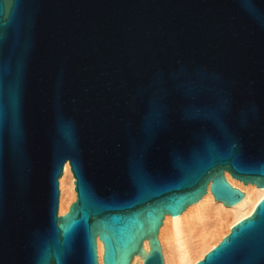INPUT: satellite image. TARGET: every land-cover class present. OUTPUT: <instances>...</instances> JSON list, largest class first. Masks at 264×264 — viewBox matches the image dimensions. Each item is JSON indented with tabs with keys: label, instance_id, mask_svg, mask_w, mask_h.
<instances>
[{
	"label": "water",
	"instance_id": "water-1",
	"mask_svg": "<svg viewBox=\"0 0 264 264\" xmlns=\"http://www.w3.org/2000/svg\"><path fill=\"white\" fill-rule=\"evenodd\" d=\"M226 173L264 188V0H0V264H166ZM196 264H264V198Z\"/></svg>",
	"mask_w": 264,
	"mask_h": 264
},
{
	"label": "bare ground",
	"instance_id": "bare-ground-1",
	"mask_svg": "<svg viewBox=\"0 0 264 264\" xmlns=\"http://www.w3.org/2000/svg\"><path fill=\"white\" fill-rule=\"evenodd\" d=\"M225 178L234 184L235 189L246 192L245 199L231 205L218 201L211 191L210 183V195L203 196L178 215L164 217V229L158 230L166 264L198 263L227 237L236 224L255 212L264 198V188L244 183L231 173H226ZM76 199L75 177L70 163H66L60 181L59 215H65ZM99 248L101 264H104L105 248L100 237ZM150 250V239H146L134 254V264H143Z\"/></svg>",
	"mask_w": 264,
	"mask_h": 264
}]
</instances>
